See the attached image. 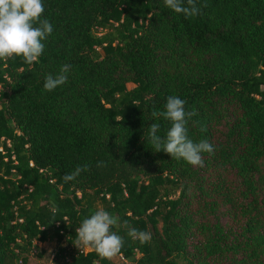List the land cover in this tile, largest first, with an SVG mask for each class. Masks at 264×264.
<instances>
[{
    "label": "trees",
    "instance_id": "obj_1",
    "mask_svg": "<svg viewBox=\"0 0 264 264\" xmlns=\"http://www.w3.org/2000/svg\"><path fill=\"white\" fill-rule=\"evenodd\" d=\"M43 4L38 62L0 61V264H113L75 246L100 208L119 219L121 264H264V0H196L187 19L164 0ZM169 96L214 147L203 167L152 149Z\"/></svg>",
    "mask_w": 264,
    "mask_h": 264
},
{
    "label": "clouds",
    "instance_id": "obj_2",
    "mask_svg": "<svg viewBox=\"0 0 264 264\" xmlns=\"http://www.w3.org/2000/svg\"><path fill=\"white\" fill-rule=\"evenodd\" d=\"M164 4L171 11L183 14L186 19L200 14L196 0H164ZM44 11L43 0H0V61L21 57L27 64L38 62L45 49L44 41L53 32V25L43 16ZM70 70L71 65L64 64L57 75L47 74L44 90L50 92L66 84ZM185 103V100L177 96L167 97L164 110L153 111L151 115L168 120L171 127L166 138H162L158 135L160 125L151 123L148 140L154 152L163 151L173 159H183L189 165L203 167L202 154H213L214 147L207 140L194 142L189 138L187 125L195 113L186 111ZM104 166L103 161L97 163L98 168ZM87 170V165L77 166L73 172L65 174L64 180L73 181L82 171ZM118 223V217L103 208L96 210L75 230V246L94 251L102 259L111 260L124 246L123 237L112 231ZM128 235L142 244L151 240L150 232L136 228L129 227Z\"/></svg>",
    "mask_w": 264,
    "mask_h": 264
},
{
    "label": "rangeland",
    "instance_id": "obj_3",
    "mask_svg": "<svg viewBox=\"0 0 264 264\" xmlns=\"http://www.w3.org/2000/svg\"><path fill=\"white\" fill-rule=\"evenodd\" d=\"M133 86L131 85V84H127L126 85V88L127 89H130V88H132ZM50 247H51V245H48V246H46V248H48V249H50ZM113 264H121L122 263V261H121V259L116 255V256H114L111 260H110Z\"/></svg>",
    "mask_w": 264,
    "mask_h": 264
},
{
    "label": "built area",
    "instance_id": "obj_4",
    "mask_svg": "<svg viewBox=\"0 0 264 264\" xmlns=\"http://www.w3.org/2000/svg\"><path fill=\"white\" fill-rule=\"evenodd\" d=\"M52 258V256L50 257V259Z\"/></svg>",
    "mask_w": 264,
    "mask_h": 264
}]
</instances>
